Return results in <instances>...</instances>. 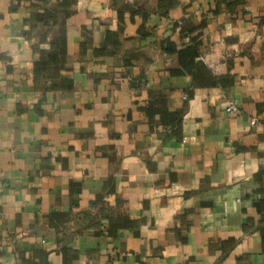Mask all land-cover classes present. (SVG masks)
Here are the masks:
<instances>
[{"label":"crops","instance_id":"obj_1","mask_svg":"<svg viewBox=\"0 0 264 264\" xmlns=\"http://www.w3.org/2000/svg\"><path fill=\"white\" fill-rule=\"evenodd\" d=\"M0 180V264H264V0H0Z\"/></svg>","mask_w":264,"mask_h":264},{"label":"trees","instance_id":"obj_2","mask_svg":"<svg viewBox=\"0 0 264 264\" xmlns=\"http://www.w3.org/2000/svg\"><path fill=\"white\" fill-rule=\"evenodd\" d=\"M71 1H75V0H71ZM130 8L129 6L125 5V8ZM132 10H133V7H132ZM120 13H122V10H119ZM178 23H176L177 25ZM182 33H184V30L182 29L181 30ZM185 35V34H184ZM180 112H170L168 110H162L161 112V121H163L164 123H167V124H174V122L180 120Z\"/></svg>","mask_w":264,"mask_h":264},{"label":"built area","instance_id":"obj_3","mask_svg":"<svg viewBox=\"0 0 264 264\" xmlns=\"http://www.w3.org/2000/svg\"><path fill=\"white\" fill-rule=\"evenodd\" d=\"M187 40H189V38L187 37ZM227 112L228 113H232V114H236L240 111V107L237 101H232L229 106L227 107ZM257 122V119H253L252 120V124H255ZM4 191V183L0 180V193Z\"/></svg>","mask_w":264,"mask_h":264}]
</instances>
